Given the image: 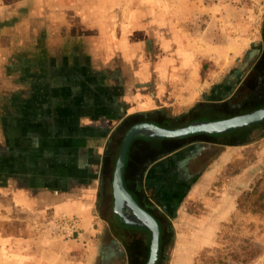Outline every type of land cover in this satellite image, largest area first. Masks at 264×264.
<instances>
[{
  "label": "crops",
  "instance_id": "crops-1",
  "mask_svg": "<svg viewBox=\"0 0 264 264\" xmlns=\"http://www.w3.org/2000/svg\"><path fill=\"white\" fill-rule=\"evenodd\" d=\"M119 1L0 3V213L15 209L72 220L86 249L95 247L91 264L146 261L141 251L132 255L126 243L128 235L139 247L149 245L146 229L129 230L132 226L117 216L103 225L93 213L104 200L107 173H113L131 125L147 121L177 128L264 107L253 89L262 86L264 75L261 34L244 35L247 42L232 49L212 40L217 54L200 57L219 71L233 68L220 84L202 88L195 72L187 75L203 63L175 39L180 36L176 26L187 18L176 14L172 0H125L121 13ZM205 7L214 20L213 7ZM151 37L164 40L152 43ZM249 100L258 103L248 105ZM215 106L226 116L214 114ZM240 106L241 113L234 109ZM257 125L264 128L260 122L218 138L216 133L134 137L126 152L125 185L161 227L183 228L186 200L206 194L226 166V148L243 133L249 139ZM214 204L208 217L196 219L211 229L228 220L234 199L218 208ZM14 241L0 230V264H23L11 254L18 250L8 247Z\"/></svg>",
  "mask_w": 264,
  "mask_h": 264
},
{
  "label": "rangeland",
  "instance_id": "rangeland-1",
  "mask_svg": "<svg viewBox=\"0 0 264 264\" xmlns=\"http://www.w3.org/2000/svg\"><path fill=\"white\" fill-rule=\"evenodd\" d=\"M16 1L0 0V3L13 4ZM124 1H119L120 13L126 10L125 5L122 4ZM172 2L176 14L187 18L182 22V26H176V23L180 21L174 22L175 26L180 28L178 30L180 36L175 39L179 44L186 45L189 50H194L199 55L198 60L200 62L202 60L201 63H203L197 70H187V75L195 72L194 75L198 83L203 86L202 88H205L209 82L215 84L223 82L229 77L228 74L233 68L219 71L200 57L206 54H217V51L212 52L213 49L210 48L212 40L214 45L226 42L228 49H232L233 46L247 42V39L243 38L244 35L254 38L253 34H261L264 38V0H172ZM208 4L213 7L216 16L212 21L209 20L212 13L204 12ZM208 26L209 29H207ZM207 33L210 36H207ZM150 40L152 43L160 44L164 39L151 37ZM235 92L234 98H237V89ZM220 109H222L221 106H215L214 114L224 112L226 116V111L223 109L221 113L218 112ZM200 120H206V117ZM253 130L249 139L243 133L231 142L236 145L226 148V166L210 183L206 194L186 200L185 208H181L183 216L180 221L184 227L167 229L160 264H222L223 261L225 264L226 261L227 264H264V217L242 212L237 208V199L242 193L252 190L256 185L264 187V128L257 125ZM220 136L223 134L216 133L215 137ZM111 174L112 170L108 171L107 188L102 189V193L105 194L104 200L103 202L100 200V203L95 205V212H93L95 221L103 225H106L108 221L116 220V215L112 212ZM230 199L231 202L234 199V210L219 228L211 229L207 224L205 226V223L196 221L212 211L210 206L214 202L216 204L213 207L218 208L220 204H227ZM49 215L37 217L36 213L15 209L1 211L0 230L6 237L17 238V241L8 246L18 250L12 252V256L18 260H24L23 264H91L95 247L93 251H88L77 233H72L65 224L53 221L52 216ZM212 218L208 220L211 221ZM127 228L142 230L141 227ZM102 232L105 231L102 230ZM176 233L179 235L177 236ZM139 236L142 237V235ZM126 239L128 249L132 250L131 254L141 251L147 261L148 243L147 246L139 247L128 235ZM198 241L206 242V245L198 247L196 245ZM114 249L116 250L115 247ZM231 253L238 254V258L229 257L228 254Z\"/></svg>",
  "mask_w": 264,
  "mask_h": 264
},
{
  "label": "water",
  "instance_id": "water-1",
  "mask_svg": "<svg viewBox=\"0 0 264 264\" xmlns=\"http://www.w3.org/2000/svg\"><path fill=\"white\" fill-rule=\"evenodd\" d=\"M264 122V107L247 113L219 120H194L185 126L165 128L155 123L143 121L131 125L121 140L112 173V210L120 222L127 226L141 227L150 234L149 254L145 264H157L160 256V225L157 219L142 206L127 189L124 182V164L127 149L134 137L182 138L195 133H228L233 129L252 126Z\"/></svg>",
  "mask_w": 264,
  "mask_h": 264
},
{
  "label": "trees",
  "instance_id": "trees-1",
  "mask_svg": "<svg viewBox=\"0 0 264 264\" xmlns=\"http://www.w3.org/2000/svg\"><path fill=\"white\" fill-rule=\"evenodd\" d=\"M261 73L264 74V71H262ZM259 80H261L260 83L262 84V86H254L253 89H254V91H256V89L259 90L258 96H259V98L262 99V100L260 99L259 101L264 102V75H262V77ZM257 103H258V101L255 102V100H252V101L249 100L247 104L248 105H252V104L257 105ZM234 109L239 113L243 112V111H241L242 110L241 106L236 107ZM237 208H238V210H240L242 212H248V213L253 214V215L264 217V187L261 188V187L256 185V186H254V188H252V190L242 193L239 196V198L237 199ZM117 218H118V216H117ZM157 221L159 222L158 219H157ZM159 224H160V230H161L160 256H159V260H158L157 264H160V261L163 257L165 238H166V234H167V229H164L163 227H161V223H159ZM228 256L231 258H234V259L238 258V254H236V253L228 254ZM222 264H225V262L223 261ZM226 264H227V261H226Z\"/></svg>",
  "mask_w": 264,
  "mask_h": 264
},
{
  "label": "built area",
  "instance_id": "built-area-1",
  "mask_svg": "<svg viewBox=\"0 0 264 264\" xmlns=\"http://www.w3.org/2000/svg\"><path fill=\"white\" fill-rule=\"evenodd\" d=\"M56 222H59V224L63 223L65 224V227L70 230L72 233H76V229H75V226H74V222L71 220H68V219H65V218H61L59 220H56Z\"/></svg>",
  "mask_w": 264,
  "mask_h": 264
}]
</instances>
